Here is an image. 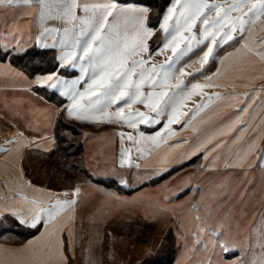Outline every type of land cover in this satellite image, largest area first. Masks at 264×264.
Listing matches in <instances>:
<instances>
[{
    "label": "crops",
    "instance_id": "1",
    "mask_svg": "<svg viewBox=\"0 0 264 264\" xmlns=\"http://www.w3.org/2000/svg\"><path fill=\"white\" fill-rule=\"evenodd\" d=\"M83 2L117 3L116 0ZM184 2L185 0H181V3ZM207 2L220 4L226 9L237 0ZM48 3L52 5L54 13L55 0H48ZM174 5L175 0H169L158 28L153 29L154 34L147 40L148 52L143 55L146 58L151 55L152 58L145 67H150L152 63L165 64L169 58L175 62L177 71L169 80L172 87L163 89L169 94L177 90L175 85L180 81L184 82L181 88L187 90H191V85L197 83L211 86L196 89L190 97H185L175 112L177 122L167 128L164 125L168 116L164 115L159 117L160 124L138 123L136 129L129 128L124 122H92L69 117L66 109L72 102L67 97L60 96L58 90L48 87L51 81L41 78L56 72L62 78L72 80L80 76L79 68H58L57 57L61 54L58 42L63 38L62 31L46 37L41 34L46 28L63 29L71 28L72 25L53 18H46L41 22V9L37 0H31L27 4L21 2L0 5L2 48L12 54H24L33 47L41 51H53L57 62L56 71L30 76L9 61H0V221L11 219L16 225L14 232H17L14 234L8 231L5 234L10 239L0 240V264H37V258L40 264H70L74 258L73 244L82 222L83 228H92V216L97 212L100 216V228L107 227L109 217L114 223L119 221V213L122 212L119 204L125 200L115 191L96 184L94 185L98 190L93 192L76 186L66 189L49 187L37 184L27 175L25 164L29 154L36 152L47 156L60 155L55 135L60 114L64 115L65 122L79 127L81 131L88 129L112 134L115 139L112 146L114 150L105 155V164L110 166L115 179H119L117 174L124 170L121 159L131 169L132 182H138L134 187L144 183L150 185L163 173L182 166L178 174L181 180L179 216L182 227L184 223L186 227H191L192 223L201 220L204 231L201 233L202 240L197 233L185 238L181 234L180 261L188 262L192 258H198L209 260V264H221L220 261L264 260V58L256 54L260 45L255 43L264 37V15L258 19L253 16L255 23L246 25L250 35L241 39V34L237 31L233 33V40L222 45L219 36L217 45H211L210 39L197 45L196 41L203 38L202 26L198 21L191 33L182 31L184 37L190 39L192 34L196 37L192 40L191 52L181 56L188 40H178L168 49L157 53L156 50L162 47L166 36L160 25L164 22L168 9ZM117 6L146 7L118 3ZM243 10L246 12L247 7ZM151 11L149 9L148 16ZM239 14L233 12L232 16ZM77 15H82V12L78 10ZM211 15L215 17L216 13ZM111 20L109 17V21ZM174 22L175 18L169 24ZM37 37H41L39 43ZM54 42L58 45L56 48L40 46L41 43L51 45ZM210 45L213 47V55L205 63L203 55ZM172 47H176L175 53L172 52ZM179 69H183V76ZM36 89L54 95L56 100L45 98ZM78 90H85L83 82L78 85ZM143 90L147 92L150 89L145 86ZM208 97L212 99L209 100ZM95 99V96L85 95L79 102L87 106ZM58 101H61V105ZM198 104H207V107L196 113ZM116 107L117 105H113L109 111H114ZM245 107L247 111H238ZM136 109L155 116V113L143 105H134L133 111ZM167 112L172 114V109H167ZM193 116L195 119H192ZM245 121L247 126H244ZM69 132L74 131H66L68 138L73 140ZM141 132L145 136H156L159 132L160 136L157 137V142H153L141 138ZM119 133L131 134L139 143L128 140L127 135L122 143ZM75 142L85 147L86 141ZM217 144L219 147L214 151H207ZM122 150L128 151L122 155ZM74 158H66L70 160L69 165L73 162L76 165ZM72 168L75 170L76 166ZM176 176L169 179L170 182L167 181L166 185L172 187ZM197 185H201V188L196 187V190L194 187ZM77 188L80 189L78 195L75 193ZM137 194L139 191L127 199L134 198ZM56 200H75L76 203L63 211L47 229L38 226L40 231L37 235L23 240L21 232L33 228L21 224L12 213H34L39 208H48ZM32 201L36 203L33 204ZM131 202L137 203L136 200ZM57 230L66 261H61L54 249L45 250L48 240ZM7 236L4 235L5 238ZM11 237H14V241ZM220 242L226 243L233 250L223 252Z\"/></svg>",
    "mask_w": 264,
    "mask_h": 264
},
{
    "label": "snow or ice",
    "instance_id": "2",
    "mask_svg": "<svg viewBox=\"0 0 264 264\" xmlns=\"http://www.w3.org/2000/svg\"><path fill=\"white\" fill-rule=\"evenodd\" d=\"M21 2L27 4L31 3V0H0V5H14ZM37 3L41 9V22L46 18H53L72 25L71 28L63 29L46 28L41 34L42 37H46L48 34L62 31L63 38L58 42L61 48V54L57 57L58 68H79L80 76L72 80L64 79L56 72L41 78L44 81H51L48 87L58 90L60 96L67 97L72 102L71 106L66 109L69 117L81 121L101 122L103 120L118 124L124 122L129 128L136 129L138 123L160 124L159 117L167 115V123L164 125L167 128L177 122L175 112L185 97H190L196 89L211 86L197 83L191 85V90H187L181 88L184 82L180 81L175 85L177 90L171 94L163 90L172 87L169 80L177 69L171 58L165 64L152 63L150 67H145L152 57L149 55L146 58L143 54L148 52L147 40L154 34L153 29L147 26L149 12L147 7H118L117 3L112 2L89 4L83 0L79 2L78 0H55V12L53 13L52 5L48 3V0H37ZM245 7H247L246 12L243 10ZM78 10L82 12V15H77ZM213 12L216 13L215 17L211 15ZM233 12L240 14L233 17ZM261 15H264V0H256V2L237 0L226 9L220 4L208 3L207 0H185L184 3H181V0H175V5L168 9V14L160 25L166 36L162 47L156 52L160 53L168 49L178 40H188L186 49L181 53V56L187 55L192 51V40L196 37L194 34L190 39L184 37L182 31L191 33L198 21L202 26L203 38L196 41L197 45L209 39L211 45H217L218 36L221 45L227 44L234 39L233 33L237 31L243 39L245 35L251 34L246 25L254 24L252 17L258 19ZM109 17L112 18L111 21ZM174 18V24L170 25L169 22ZM40 40L41 37H37L38 43ZM255 43L260 45L256 54L264 58V37ZM211 45L207 46V51L204 52L205 63L213 55ZM40 46L56 48L58 45L54 42L51 45L41 43ZM171 50L175 53L176 47H172ZM8 54L0 48V55ZM179 73L181 76L185 74L183 69H179ZM85 77L88 79L86 80ZM82 82L84 91L78 90V85ZM145 86L150 90L145 92L143 90ZM85 95L95 96L96 99L90 101L87 106L81 105L79 101ZM217 98L220 97L217 96ZM208 99L211 100L212 97ZM137 104L150 109L155 116H150L139 109L133 111V106ZM113 105L117 107L114 111H109ZM205 107L207 104H198L195 112L198 113ZM169 108L172 109V114H168L167 109ZM125 109L128 111L126 112ZM238 111H247V107ZM192 119H195V116ZM243 123L247 126V121ZM119 135L122 143L126 135L128 140L139 143V140L134 139L131 134L119 133ZM139 135L143 139L157 142L160 133L158 132L156 136H145L141 132ZM216 147H219V144L207 151H214ZM126 151L128 150H122V155ZM120 163L123 165L125 161L121 159ZM79 192L80 189L77 188L76 195ZM75 203V200H56L46 209L39 208L34 213L31 211L13 212L12 215L16 216L21 224H26L30 228L36 229L40 226L47 229L63 211L72 208ZM58 232L59 230L52 234L45 250L54 249L59 259L66 261L67 257L63 255ZM220 247L225 253L233 250L223 242H220ZM37 264H40L39 258H37Z\"/></svg>",
    "mask_w": 264,
    "mask_h": 264
},
{
    "label": "rangeland",
    "instance_id": "3",
    "mask_svg": "<svg viewBox=\"0 0 264 264\" xmlns=\"http://www.w3.org/2000/svg\"><path fill=\"white\" fill-rule=\"evenodd\" d=\"M69 124L74 126V130L80 132H69V135L73 137L72 141H86L83 153L78 158H74L76 169L73 170L69 165L70 160L60 155L47 156L33 152L29 154L25 164L26 173L32 181L62 189L76 186L89 189L92 192L98 190V187L82 173V170L86 169L96 177L115 180L125 189L138 188V186L134 187L138 182H132L131 169L127 163H124L123 172L117 174L119 179L112 177L115 174L110 170V166L105 164L107 158L105 155L114 150L112 146L115 139L112 134L88 129L81 131L79 127ZM181 170L182 168L168 177L166 176L171 170L163 173L156 180L166 178L158 185L140 184L141 188L133 193L139 191V194L134 198L127 199L133 194L121 195L125 201L119 204L122 206H119L122 212L119 213L118 222H112L109 217L107 227L100 228L98 212L92 216V228H83L82 222L75 238V244H73L74 258L70 264H209V260L198 258H192V263L191 261H180L181 234L183 233L185 238L192 236V233L195 236L197 233L202 240L201 233L204 231L201 220L198 222L199 224L192 223L191 227L190 225L186 227L185 223L182 227L179 216L181 180L178 175ZM175 175L177 176L173 180L172 187L166 185L170 182L168 180ZM153 186H157V188L154 189ZM196 187L199 189L201 185L194 188L196 189ZM99 200L97 199V201ZM133 200H136L138 204H133L131 202ZM15 228L16 225L11 219L0 221V240L10 239L5 233L8 231L13 233ZM16 233L14 232V234ZM4 235L7 237L5 238ZM11 238L14 241V237ZM220 263L264 264V260L220 261Z\"/></svg>",
    "mask_w": 264,
    "mask_h": 264
},
{
    "label": "trees",
    "instance_id": "4",
    "mask_svg": "<svg viewBox=\"0 0 264 264\" xmlns=\"http://www.w3.org/2000/svg\"><path fill=\"white\" fill-rule=\"evenodd\" d=\"M118 4L121 5H143L151 9V14L148 16L147 24L150 28L156 29L158 28L161 16L164 13L166 7L169 4V0H116ZM0 48L1 45V36H0ZM9 53V52H8ZM1 62L9 61L14 67L17 69L27 73L30 76H34L36 74H43V73H50L56 71L57 69V62L55 59V53L53 51H41L36 47L31 48L24 54H12L9 53L8 55H0ZM36 92H39L45 98L55 101L56 97L46 91L36 89ZM59 105H61V101H58ZM74 126L70 125L69 123L65 122L64 115L60 114L57 128H56V139H57V151L60 155L64 158L71 159L74 157H79L83 151V144L75 143L68 138L65 134L66 131H74L75 133H80L79 131L74 130ZM71 166H76L74 162ZM185 167V166H183ZM181 167L174 168L167 174L166 177L176 173L179 171ZM83 174L86 178H88L93 184L101 185L107 189L115 190L120 195H131L141 187L136 189H125L122 185H120L115 180H107L96 177L92 175L88 170L83 169ZM166 177H163L159 180L151 182L152 185L160 184ZM40 229H24L21 232V236L23 240L30 239L39 233Z\"/></svg>",
    "mask_w": 264,
    "mask_h": 264
}]
</instances>
